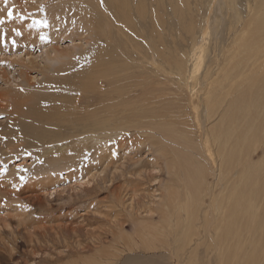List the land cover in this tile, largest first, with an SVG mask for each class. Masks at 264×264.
Returning a JSON list of instances; mask_svg holds the SVG:
<instances>
[{
  "label": "bare ground",
  "instance_id": "6f19581e",
  "mask_svg": "<svg viewBox=\"0 0 264 264\" xmlns=\"http://www.w3.org/2000/svg\"><path fill=\"white\" fill-rule=\"evenodd\" d=\"M61 1L62 8L54 0H0V115L19 119L7 125L6 137L1 125L0 142L18 146L31 137V144L60 148L75 137L79 144L84 136L98 142L97 136L130 131L157 136L167 171L178 180L177 188L166 184L159 205L168 210L165 216L161 210L162 233H173L177 251L198 264L193 237L200 238L202 223L217 264H264V161H254L264 145V0H255L258 10L249 2L247 14L225 0L232 40L217 69L211 63L201 77L209 16L184 27L189 50L163 54L156 44L162 0ZM189 5L172 0L181 21ZM42 20L47 27L32 26ZM165 77L170 84L162 86Z\"/></svg>",
  "mask_w": 264,
  "mask_h": 264
},
{
  "label": "rangeland",
  "instance_id": "374dc122",
  "mask_svg": "<svg viewBox=\"0 0 264 264\" xmlns=\"http://www.w3.org/2000/svg\"><path fill=\"white\" fill-rule=\"evenodd\" d=\"M54 1L57 8L63 7L59 6L64 4L61 0ZM189 2L191 9H187L188 16L181 21L174 14L172 0H162L163 20L156 44L163 54L176 53L177 48L179 52L189 50L192 38L186 25L191 20L202 22L209 16L212 31L207 39L208 50L201 77L211 63L217 69L218 61L223 60V53L226 52L222 48L231 43L232 11L225 0H217L215 4L213 0ZM236 2L244 14L248 13L249 2L256 10L259 8L255 0ZM149 22L148 18L144 25ZM150 31L143 33L145 38L149 37ZM62 44L66 46L68 41H62ZM141 44L143 54H146V42L141 41ZM88 47L91 49L93 45ZM133 53L138 54L136 51ZM160 58L162 64L167 65V60ZM84 67L85 64L81 66ZM166 79L162 86L170 84ZM16 120L15 115L10 118L0 115V127H6L2 130L5 137L9 135L7 125H15L19 119ZM129 129L134 130L133 127ZM97 137L98 142L84 136L79 144L75 142L76 137L73 143L64 140V145L57 143L60 148L31 144L28 142L31 137H26L18 146L16 143L0 142V171L3 172L0 175V264H93L97 260V264L190 263L187 253L177 251L179 244L173 233L165 231L170 237L162 233L164 220L161 216L168 212L163 206L159 207L164 203L162 192L170 181V185L177 188L178 180L176 175L167 171V159L158 148L162 146L159 137L135 134L133 131L114 133L108 138ZM156 140L159 144L154 143ZM66 153H70L69 157ZM61 157H65L64 160ZM254 161H264V145L258 149ZM21 176L25 180L21 181ZM144 222L157 228L160 226L157 231L161 234H154L156 228L149 225L147 229V224H141ZM142 229L144 232L149 230V233L154 231L151 232L154 235L143 236ZM205 229L201 223L200 238L193 237V247L198 244L200 247L198 264H208L209 259L212 264H217L213 251L215 247L208 245L210 240L204 233ZM203 238L207 242L204 240L202 244L206 242L204 245L210 248L207 246L205 249L200 243ZM102 255L105 257L103 262ZM93 256L95 259H89Z\"/></svg>",
  "mask_w": 264,
  "mask_h": 264
},
{
  "label": "snow or ice",
  "instance_id": "6c2138e0",
  "mask_svg": "<svg viewBox=\"0 0 264 264\" xmlns=\"http://www.w3.org/2000/svg\"><path fill=\"white\" fill-rule=\"evenodd\" d=\"M7 15H8L9 18H12L13 17V11L10 9L8 11ZM3 22H4L3 19H0V24H2ZM32 26L33 27H40V26L47 27L48 25H47V21L46 20H42V21H33V25ZM17 34L19 35L20 33H17ZM41 39L46 40L47 36H41ZM13 43H15V41H13ZM4 171H6V169ZM0 175H3L2 171H0ZM20 179H21V181H23V180H25V177L21 176Z\"/></svg>",
  "mask_w": 264,
  "mask_h": 264
}]
</instances>
